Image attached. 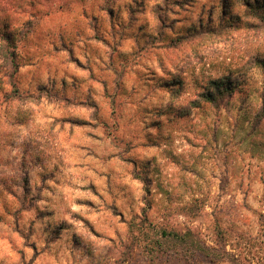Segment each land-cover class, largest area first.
<instances>
[{"label":"rangeland","instance_id":"1","mask_svg":"<svg viewBox=\"0 0 264 264\" xmlns=\"http://www.w3.org/2000/svg\"><path fill=\"white\" fill-rule=\"evenodd\" d=\"M248 1L0 0L18 65L0 52V264H153L129 232L142 210L264 264V8Z\"/></svg>","mask_w":264,"mask_h":264},{"label":"trees","instance_id":"2","mask_svg":"<svg viewBox=\"0 0 264 264\" xmlns=\"http://www.w3.org/2000/svg\"><path fill=\"white\" fill-rule=\"evenodd\" d=\"M246 2L249 4L248 0ZM257 2L259 3V8H264V0H258ZM0 33V41L6 44V47H2L0 44V52H4L2 54L4 58L11 59L12 71L16 73L18 65L14 62L15 54L13 50L15 47L12 44V38L4 32ZM211 87V90L201 96V98L209 102H212L217 94L222 95L223 93L231 92L233 84L228 82L226 78V80L219 79L212 82ZM142 211V216L138 218L137 222H131L128 227L130 233H133V229H137V235H133L132 239L136 243L135 245L140 246L139 243H143L141 253L145 255L150 263L155 264V260L159 259L158 264H197L200 259H205L215 262H227L229 264H243L241 258L239 259L236 254L226 250L227 245L223 240L218 241L215 246H209L191 230L178 232L156 225L152 226L148 222L146 210ZM259 219L264 221V215L259 214ZM224 233L220 229L217 231V235L221 239L224 237Z\"/></svg>","mask_w":264,"mask_h":264}]
</instances>
